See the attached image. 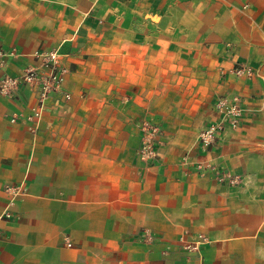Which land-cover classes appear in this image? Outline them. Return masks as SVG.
I'll return each mask as SVG.
<instances>
[{"label":"crops","instance_id":"obj_1","mask_svg":"<svg viewBox=\"0 0 264 264\" xmlns=\"http://www.w3.org/2000/svg\"><path fill=\"white\" fill-rule=\"evenodd\" d=\"M0 48L13 76L36 51L68 70L40 119L31 88L0 95V264H264V0H0ZM233 95L240 126L203 148Z\"/></svg>","mask_w":264,"mask_h":264},{"label":"built area","instance_id":"obj_2","mask_svg":"<svg viewBox=\"0 0 264 264\" xmlns=\"http://www.w3.org/2000/svg\"><path fill=\"white\" fill-rule=\"evenodd\" d=\"M16 57L14 50H4L0 48V95L11 97L16 91L22 87L31 88L36 95L37 106L33 109L36 119H40L45 108V102L51 93L60 92L62 89V81L68 70L60 64V55L57 51H36L34 60L36 65L26 66L21 72L13 76L5 71L7 63ZM242 70H238L240 74ZM248 74L250 71H246ZM65 99H69V94H64ZM215 107L219 112V120L207 125L199 134V142L203 148L214 145L219 140L220 134L226 129H237L243 119L245 107L240 97L221 96L216 100ZM143 141L138 151V156L148 162L157 158L156 146L161 135L159 126L145 123L142 127ZM236 183V181H233ZM6 191L11 195L8 208L0 217L1 220H11L14 218L10 208L14 205V199L20 193V187H6ZM3 238L0 230V239ZM198 240L191 245H187L186 249L191 251H199L200 247L207 243V239L200 235ZM66 244L71 247V242L66 239Z\"/></svg>","mask_w":264,"mask_h":264},{"label":"rangeland","instance_id":"obj_3","mask_svg":"<svg viewBox=\"0 0 264 264\" xmlns=\"http://www.w3.org/2000/svg\"><path fill=\"white\" fill-rule=\"evenodd\" d=\"M175 88V85H172V84H169L168 85V91L169 92H172V91H174V90H172V89H174ZM190 102V101H189ZM192 102V101H191ZM178 104H180V100H176V99H170V96H168L167 97V105H168V108L170 109L171 107V109H170V114H169V116H168V118L166 119V121L165 122H171L172 120H174L175 121V119H177V120H179L180 119V115L181 114H179L177 111H176V109H177V107H178ZM181 120V119H180ZM153 122V124H155V125H157L156 123H154V122H158V121H152ZM159 128H160V130H161V135H160V137H159V140H160V138H161V136H162V129H161V127L159 126Z\"/></svg>","mask_w":264,"mask_h":264}]
</instances>
